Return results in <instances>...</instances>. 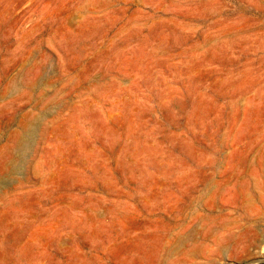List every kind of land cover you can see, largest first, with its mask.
<instances>
[{"label": "rangeland", "instance_id": "obj_1", "mask_svg": "<svg viewBox=\"0 0 264 264\" xmlns=\"http://www.w3.org/2000/svg\"><path fill=\"white\" fill-rule=\"evenodd\" d=\"M0 264H264V0H0Z\"/></svg>", "mask_w": 264, "mask_h": 264}]
</instances>
